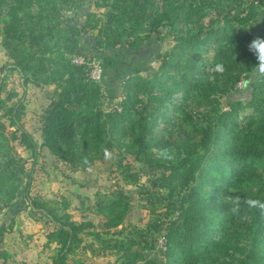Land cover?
<instances>
[{
    "label": "trees",
    "instance_id": "16d2710c",
    "mask_svg": "<svg viewBox=\"0 0 264 264\" xmlns=\"http://www.w3.org/2000/svg\"><path fill=\"white\" fill-rule=\"evenodd\" d=\"M80 1L14 0L13 21L0 30L13 58L7 69L21 76L22 88L19 96L17 90L0 95V110L7 117L0 115V179L9 197L25 195L30 212L39 211L50 225L43 245L54 251L45 264H92L85 256V239H103L102 233L122 235L108 243L118 264H158L143 249L152 243L149 232L161 229L166 246L160 264H264V211L243 203L239 215L230 211L236 195L242 201H264V83L254 86L248 100L220 105L221 95L256 68L247 46L264 36V0H95L100 10L88 12L82 27L63 24L60 9ZM160 26L168 27L174 43L157 55L155 70L130 74L120 101L103 108L100 85L87 75L84 63L68 56L81 29L96 30L98 48L125 39L138 49ZM6 77L7 72L2 82ZM29 82L54 85L39 114V144L22 121ZM14 96L16 102L9 106L6 101ZM191 107L203 110L205 122L196 123L192 135L174 145V155L169 150L172 159H164L159 124L180 112L191 119ZM42 147L83 169L103 157L105 149L117 148L123 158L132 159L119 164L127 183L140 179L131 161L150 167L148 184L139 193L143 205L155 212L154 220L144 229L124 223L129 198L122 188L101 192L78 220L64 200L32 195V173Z\"/></svg>",
    "mask_w": 264,
    "mask_h": 264
},
{
    "label": "rangeland",
    "instance_id": "374dc122",
    "mask_svg": "<svg viewBox=\"0 0 264 264\" xmlns=\"http://www.w3.org/2000/svg\"><path fill=\"white\" fill-rule=\"evenodd\" d=\"M12 4H14V0H0V30L13 21L11 16ZM94 10H100L97 8L95 0H81L77 6L60 9L59 16L63 24L82 27L86 22L88 12ZM207 19L205 18L204 21L206 22ZM95 32V29L87 27L81 29V37L73 52L68 56L71 60L75 57L83 58L89 77L91 68L100 69L99 76L93 80L100 85L104 93L102 106L105 109L111 108L120 101L123 82L130 74L138 72L149 75L159 63L157 55L174 43V39L168 34V27L160 26L156 32H152L143 41L138 49L129 47L125 39L115 47L101 49L96 46ZM13 44L17 43L13 42ZM9 52L10 47L6 46L0 33V95L2 98L6 97L12 90H17L18 96L22 92L21 76L15 70L7 69V65L13 62ZM105 56H110L113 61L104 59ZM6 72L7 77L2 82ZM261 82L264 83V77L258 74L257 68L250 70L247 75L236 82L227 94L221 95V107L227 108L234 99L248 100L254 86ZM53 88L52 83L36 86L29 82L26 85L22 121L38 144L42 140L39 114L42 112L43 106L48 103V96L50 95L48 92ZM16 98L17 96H14L8 99L6 103L9 106L14 105ZM191 108L196 111L189 113L191 119L185 117V113L180 112V116L173 121L159 124V132L163 137V149L170 150L172 155L175 152L174 145L190 137L192 127L196 123H203L206 120L201 108ZM247 111L248 109H245L240 114H245ZM0 115H2L1 110ZM240 118L242 119V116ZM2 119L7 121L6 115H2ZM12 142L15 143L16 149L22 155H28L27 151L20 145H16V141ZM109 152L112 154L110 160L105 159L104 155L91 167L83 169L72 167L65 161L51 155L46 148H40L38 161L32 173L31 194H38L39 198L54 202L64 200L68 203V211L71 216L78 220L81 218L83 209L93 206L101 192L122 188L127 191L129 198V206L124 213L123 222L133 224L140 229L146 228V225L154 220L155 212L143 205L144 198L139 191L143 190V185L148 184L151 168L138 160L131 161L133 170L140 174V179L137 184L127 183L121 172L119 173L121 168L119 164L130 162L131 157L123 158L117 148L111 149ZM158 152L161 150L158 149ZM256 172L258 171H254V173ZM4 186L0 179V264H45L43 261L48 260L49 254L54 251L52 248L43 245L46 239L45 233L50 225L39 211L30 212V205L25 195L16 194L9 197ZM209 189V186L205 187L206 192ZM157 210L160 209L157 208ZM92 217L97 222V216L92 215ZM97 226H99L98 222ZM115 229L112 228V230ZM161 231L162 229L149 232V239L152 243L143 249L144 254L155 259L158 264L163 258L162 250L158 245V235ZM101 235L105 237L103 239H85L87 241L85 256L92 259V264H118L117 254L112 247L108 246V243L122 235L114 233H102Z\"/></svg>",
    "mask_w": 264,
    "mask_h": 264
},
{
    "label": "clouds",
    "instance_id": "9594fccd",
    "mask_svg": "<svg viewBox=\"0 0 264 264\" xmlns=\"http://www.w3.org/2000/svg\"><path fill=\"white\" fill-rule=\"evenodd\" d=\"M248 50L252 53V55L256 59V68L257 72L261 77H264V36H256L254 39L250 41L248 44ZM218 71H223V65L218 64L217 66ZM105 159H111L112 154L105 149L104 152ZM163 158L164 159H172L173 157L169 154V150L165 149L163 150ZM83 163L85 165H88V160L85 158ZM243 203L244 206L247 208H258L261 211H264V201H261L259 199H251L246 198L243 201L241 200V197L236 195L230 200V204L232 207L230 208V211L233 215H239L241 211V204Z\"/></svg>",
    "mask_w": 264,
    "mask_h": 264
},
{
    "label": "built area",
    "instance_id": "2783aa9c",
    "mask_svg": "<svg viewBox=\"0 0 264 264\" xmlns=\"http://www.w3.org/2000/svg\"><path fill=\"white\" fill-rule=\"evenodd\" d=\"M72 61L76 62V63H85V60L83 58H80V57L72 58ZM99 74H100L99 68H95V67L91 68L90 77L92 79H95L96 77H98ZM158 245H159L161 250L164 249L166 246V236H165L163 230L158 235Z\"/></svg>",
    "mask_w": 264,
    "mask_h": 264
},
{
    "label": "crops",
    "instance_id": "0c3cea01",
    "mask_svg": "<svg viewBox=\"0 0 264 264\" xmlns=\"http://www.w3.org/2000/svg\"><path fill=\"white\" fill-rule=\"evenodd\" d=\"M46 259L43 261V263H45Z\"/></svg>",
    "mask_w": 264,
    "mask_h": 264
}]
</instances>
